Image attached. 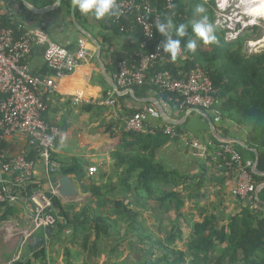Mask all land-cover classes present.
I'll list each match as a JSON object with an SVG mask.
<instances>
[{
  "label": "trees",
  "instance_id": "trees-1",
  "mask_svg": "<svg viewBox=\"0 0 264 264\" xmlns=\"http://www.w3.org/2000/svg\"><path fill=\"white\" fill-rule=\"evenodd\" d=\"M150 1L157 6L161 21L171 19L174 25L188 24L193 20L194 9L199 3L208 10L206 12L210 22L213 25L215 23L213 0H174L175 8L172 9H168L163 0ZM17 2L19 0L10 1L8 10L0 11V26L3 29H13L17 38H20L23 33L19 28L25 26L23 16L10 11ZM51 4V0H44L41 7L45 8ZM68 6L71 8V0H68ZM22 10L29 12L23 5ZM76 15L82 16L78 9ZM113 20L114 17H108L97 21L105 28L122 33L129 39L126 46L128 60H134L140 52L154 51V45L142 49L144 36L139 27L134 26L133 30L126 29L127 31L122 32L121 28L125 23L117 25ZM258 30L257 27L253 29L255 40L260 38ZM169 35L174 39L178 38L175 29ZM157 36L163 40L158 32ZM217 38V44L207 45L211 47V51L203 49L202 42L197 43L195 53L184 51L185 41L195 39L189 27L188 36L182 39V53L177 61L172 62L168 55L163 53L148 82L134 87L135 95L140 100L154 97L163 101L164 105L173 108L175 113L172 114V119L180 121L191 109H181L170 96L160 93L151 84L152 76L168 71L176 77H182L198 69L205 71L218 91L220 102L211 111H215L220 120L232 121L248 132V148L233 144L245 161L256 163L257 152V168L264 173V52L249 54L245 51L248 35L239 36L231 42H226L223 34L222 37L217 35ZM43 53L45 54V48ZM46 69L49 70L48 67ZM116 71L115 68L114 75ZM53 74L50 70L42 76ZM50 96L52 95H44L46 105ZM117 98L126 118L139 115L144 105H155L148 102L143 103L141 108H134L126 104V101L133 99L131 96ZM199 110L207 114L209 112ZM210 118L213 117L210 115ZM201 119L208 125L205 117L201 116ZM44 120L56 126L47 119V112L44 114ZM191 120L192 118L183 125H169L159 113L158 126L144 133L128 130L125 121L120 119L117 122L116 138H119L122 144L114 141V157L118 160L117 165L123 167L120 184L106 188L93 187L95 200L92 205H64L58 196H54L50 190H45L37 182L27 188L22 187L20 191L25 198L40 191L52 198L53 207L50 213L55 217L56 224L53 228L42 231L43 240L39 245H27L30 252L15 264H34L37 261L48 264V244L54 246L64 242H70L74 246L80 243L88 255L99 257L100 248L111 240H114L116 245L108 254L109 260L113 254L120 255V252H123L119 250L120 245L126 243L128 250V254L124 255L121 261L113 264H264V187L260 191L261 202L257 200L258 208L236 197L242 207L227 218L226 213L219 216L217 210L211 212L209 207H201L203 182L200 178L205 167L194 176L183 175L175 169H168L158 161L157 154L166 144L179 141L183 137L192 138L189 126ZM168 126L175 129V138L166 135L165 129ZM58 128L62 131L61 127ZM213 140L214 145L210 147L213 154L211 158L225 169L217 158L221 142L215 138ZM37 156V151L32 150L29 159L35 160ZM54 160L58 162L55 154ZM58 163L61 165L58 173L62 176L75 178L83 173L78 162ZM251 172L257 188L264 185V176L255 174L253 170ZM228 176L234 184V177ZM198 179L199 183L195 184ZM187 200L194 202L198 218L192 224L191 235L186 238L179 222L184 219L182 209ZM147 205H150V209L157 215L159 233L151 232L142 219ZM15 215L14 206H0V224L12 220ZM167 220L176 223L166 229L164 223Z\"/></svg>",
  "mask_w": 264,
  "mask_h": 264
},
{
  "label": "crops",
  "instance_id": "crops-1",
  "mask_svg": "<svg viewBox=\"0 0 264 264\" xmlns=\"http://www.w3.org/2000/svg\"><path fill=\"white\" fill-rule=\"evenodd\" d=\"M10 1L14 0H0V11L8 10ZM43 1L27 0V4L41 9ZM51 1L53 4L57 0ZM22 5L25 6L22 0H19L10 11L23 16L28 31L40 29L47 32L54 42L73 55L78 53L80 41L85 42L88 54L86 61L81 62L72 74L59 80L58 91L47 101V119L62 129L55 150L58 162L65 161L69 164L78 162L83 170L81 175L71 178L78 190V196L73 199H64L60 195L58 197L64 205L70 203L92 205L95 200L93 187L119 185L123 173V167L117 165L118 160L114 157L116 151L114 141L122 144L119 138H116L117 122L120 119L125 120L126 117L120 105L115 109H109L98 106L97 101L105 99L115 91L111 86V82L115 81L113 70L117 69L119 61L127 59L126 46L129 39L122 33L105 28L92 16L76 15L75 21L71 13L72 5L71 8L68 6V0H62L59 9L46 14H37L30 10L24 12ZM43 49L35 48L29 60L33 73L37 75L50 71ZM78 95L83 97V102L74 105V98ZM124 96H130V92L120 97ZM158 101L172 118V114L175 113L173 108L164 105L161 100ZM126 104L129 107L141 108L143 102L133 98L126 101ZM187 114L188 119L181 125L192 118L189 125L192 138L183 137L179 141L166 144L157 154L158 161L168 169H175L183 175L194 176L205 167L200 178L203 182L201 207L207 206L211 212L217 210L219 216L226 213L229 218L240 211L242 205L233 195L234 184L226 170L211 158L213 154L210 147L214 143L213 138L222 142L213 132V128L220 137L244 142L248 132L232 121H218L215 111L208 112V115L213 117V126L208 118L198 111L192 109ZM201 116L206 118L208 125ZM158 123V117H150L144 133L155 129ZM5 147L10 157H16L28 148V139L24 135L15 134L6 139ZM92 168H97V172L92 173ZM61 178L62 175L57 173L50 179L43 161L38 163L35 179L45 190L51 191L53 186L58 188ZM196 183H199V179L195 181ZM14 207L15 219H20L27 228L24 232L26 244L39 245L41 241L38 239L42 238V231L28 235L32 231V205L21 202Z\"/></svg>",
  "mask_w": 264,
  "mask_h": 264
},
{
  "label": "built area",
  "instance_id": "built-area-1",
  "mask_svg": "<svg viewBox=\"0 0 264 264\" xmlns=\"http://www.w3.org/2000/svg\"><path fill=\"white\" fill-rule=\"evenodd\" d=\"M117 3L121 15L114 17V23H125L122 32L133 30L134 26L139 27L144 36L142 49L154 45V51L140 52L134 60L124 59L117 63L114 79L119 90L97 101L98 106L109 109L118 106L117 97L128 95L134 87L148 82L163 54L162 48L158 50L162 39H159L155 29L156 22L161 21L157 6L150 0H117ZM163 3L172 9L169 5L174 0H163ZM25 29V26H20L19 30L23 34L17 38L13 29L0 26V206H14L21 202L32 205V231L28 234L32 235L37 231L51 229L56 224L55 217L50 213L53 207L50 196L40 191L25 198L20 191L22 187L27 188L36 183L40 161H43L50 179L60 169L54 154L61 131L44 120L48 109L44 95L56 94L59 80L72 74L81 62L86 61L88 54L83 41H80L78 53L73 55L43 30ZM36 47L45 48V60L53 75L46 77L33 73L29 59ZM151 84L160 93L170 96L181 109L211 111L220 103L218 91L207 73L201 69L182 77H176L168 71L158 73L152 76ZM82 102V96L74 98V105ZM158 115L156 105H144L139 115L125 118V126L133 132H144L149 118ZM165 133L172 138L177 136L171 126L166 127ZM15 134L24 135L28 139V148L16 157H10L5 142ZM32 150L38 153L35 160L29 159ZM217 158L223 163L227 174L234 177L233 195L258 208V188L251 172L255 163L245 161L234 144L227 142H221ZM91 172H97V168H92ZM51 193L54 196L60 195L59 186L51 187Z\"/></svg>",
  "mask_w": 264,
  "mask_h": 264
},
{
  "label": "rangeland",
  "instance_id": "rangeland-1",
  "mask_svg": "<svg viewBox=\"0 0 264 264\" xmlns=\"http://www.w3.org/2000/svg\"><path fill=\"white\" fill-rule=\"evenodd\" d=\"M210 2L211 0H203ZM215 2V23L216 34L222 37L226 42L235 41L239 36L248 35L247 42L245 44V51L249 54L264 52V17L253 19L245 16L242 11L241 0H213ZM208 11L205 8V12ZM207 14V12H206ZM208 15V14H207ZM257 27V31L260 34V38L255 40V34L253 29ZM197 43H200L197 40ZM203 49L211 51V47L202 46ZM194 202L187 200L185 206L182 209L184 219L180 220V225L183 228V232L186 238L191 235L192 224L197 220V208L193 207ZM153 205V202H152ZM139 208H141L139 206ZM166 218V217H164ZM142 219L146 222V226L153 233H159V220L157 215L150 209V205H147V209L143 211ZM167 219V218H166ZM176 221H166L164 227L170 229ZM31 227V223H30ZM26 226L20 219L15 217L5 223L0 224V264H15L25 254L29 253L28 244L24 239V232ZM27 233V232H26ZM135 241L134 239L129 238ZM66 241V240H65ZM116 245L114 240H111L106 246L100 248L101 254L99 257H91L87 254L80 245H72L68 243H58L54 246L48 244V264H113L122 260L124 255L128 254L126 243L119 246L120 255L113 254L109 260L108 254L112 247ZM69 250L67 252L66 250ZM133 253V252H132ZM32 259V258H31ZM34 264H41L39 261Z\"/></svg>",
  "mask_w": 264,
  "mask_h": 264
},
{
  "label": "clouds",
  "instance_id": "clouds-1",
  "mask_svg": "<svg viewBox=\"0 0 264 264\" xmlns=\"http://www.w3.org/2000/svg\"><path fill=\"white\" fill-rule=\"evenodd\" d=\"M25 2L26 6L31 9V5L27 4V0ZM71 5L74 9H78L81 15L92 16L98 21L121 15L117 0H71ZM169 7L175 8V4H170ZM242 11L245 16L253 19L264 17V0H257L255 3L252 0H243ZM189 27L195 39L185 41L184 51L195 53L197 40L206 46L218 43L216 29L213 23L210 22L204 6L198 3L193 12V20L188 24L174 25L171 19L155 24L158 34L163 37L158 50L162 48L163 53L167 54L172 62L177 61L182 53V39L188 36ZM173 29H175V35L178 38L174 39L169 35Z\"/></svg>",
  "mask_w": 264,
  "mask_h": 264
},
{
  "label": "water",
  "instance_id": "water-1",
  "mask_svg": "<svg viewBox=\"0 0 264 264\" xmlns=\"http://www.w3.org/2000/svg\"><path fill=\"white\" fill-rule=\"evenodd\" d=\"M22 2L25 4L26 6V2L25 0H22ZM62 5V0H57L55 3H53L52 5L50 6H47L45 8H36V7H33L31 6V9L28 8V10H30L31 12L33 13H37V14H46V13H50L52 11H56L57 9L60 8V6ZM76 9H74L72 7L71 9V13H72V17L73 19L75 20L76 19ZM76 21V20H75ZM76 25L78 26L77 22H75ZM97 46L101 47L98 43H96ZM111 86L115 89V90H119L117 84L115 81H112L111 82ZM130 96L132 98H134L135 100H140L136 97L135 95V92L134 90H131L130 91ZM142 101L143 103H148V102H151V103H154L157 107H159V113L161 115V117L163 118V120L169 124V125H181L183 122H185V120L188 119L189 117V114H187L185 116V118L183 120H174L172 119L171 117L168 116V114L165 112L164 108L161 106V104L159 103V101L155 98H148V99H143V100H140ZM193 111H198L200 112L202 115L206 116L209 120V122L211 123V125L213 126V120L210 118V116L207 114V113H204L202 111H200L199 109H193ZM213 132L215 133V135L221 139L220 141L222 142H227V143H234V144H239L241 146H243L244 148H248V145L246 142L244 141H240L238 139H233V138H223V137H220L219 134L216 132V130L213 128ZM256 155H257V159H256V163H255V167L253 169L254 173L257 174V175H263L264 176V173L261 172L258 168H257V164H258V153L256 152ZM264 187V185L260 186L258 188V191L256 193V198L259 202H261L260 200V191L261 189ZM59 194L62 198L64 199H73V198H76L78 196V190L76 188V186L74 185L73 181L71 178L67 177V176H62V178L60 179V183H59ZM39 241H42L43 239L41 237H39L38 239ZM35 245H38V243H36Z\"/></svg>",
  "mask_w": 264,
  "mask_h": 264
},
{
  "label": "bare ground",
  "instance_id": "bare-ground-1",
  "mask_svg": "<svg viewBox=\"0 0 264 264\" xmlns=\"http://www.w3.org/2000/svg\"><path fill=\"white\" fill-rule=\"evenodd\" d=\"M229 1V0H228ZM241 2H243V0H241ZM253 3L257 2V0H252ZM258 19V18H257Z\"/></svg>",
  "mask_w": 264,
  "mask_h": 264
}]
</instances>
